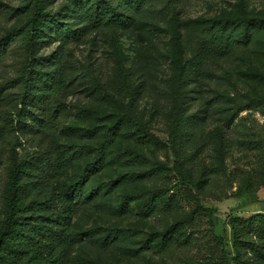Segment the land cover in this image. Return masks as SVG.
<instances>
[{
    "label": "trees",
    "instance_id": "obj_1",
    "mask_svg": "<svg viewBox=\"0 0 264 264\" xmlns=\"http://www.w3.org/2000/svg\"><path fill=\"white\" fill-rule=\"evenodd\" d=\"M33 1L25 23L0 37V63L17 39L24 53L18 81L21 107L16 105L13 114L0 120V147L9 134L15 139L0 194V264H134L143 253L164 256L186 248L192 241L183 226L189 217L166 221L162 229H151L143 236L129 225L104 227L96 221L104 210L120 224L132 216L143 221L175 216L176 197L169 195L164 184H156L157 177L167 178L168 169L186 194L203 193L212 172L188 167L200 150L194 142L195 132L187 130L186 104H181L176 95L190 92V85L200 88L211 74V64L239 57L243 61L247 55L250 67L240 72V79L253 87L254 98L245 97L247 104L254 99L256 104H244L238 113L253 111L264 117V11L249 14L242 5L216 20L193 24L186 36L179 28V12L173 14L169 21L174 66L172 123L164 143L173 160L170 167L164 163L147 167L137 150L149 148L147 145L154 142L158 153L163 143L134 109L138 90L131 81L134 73L125 67L127 57L118 38L144 26L140 13L148 0H63L60 10H52V0ZM159 1L170 8L182 0ZM99 30L111 35L117 66L105 82H91V90L101 95L99 101H105L112 114L100 126L89 124V128L81 129L75 124L62 125L57 132L67 95L64 54L60 49L46 58L42 46L58 41L64 48ZM78 117H82L81 112ZM79 132L83 138L75 135ZM28 135L38 140L39 149L19 154V137ZM208 138L219 154L231 150L222 127L215 126ZM123 143L131 145L123 147ZM241 143L254 142L243 138ZM262 186L264 176L248 173L235 197L253 194ZM223 227L230 228V250L224 244L218 261L202 264H264V212L248 218L228 216ZM214 234L213 240L221 245L224 238ZM185 264L199 263L189 259Z\"/></svg>",
    "mask_w": 264,
    "mask_h": 264
},
{
    "label": "rangeland",
    "instance_id": "obj_2",
    "mask_svg": "<svg viewBox=\"0 0 264 264\" xmlns=\"http://www.w3.org/2000/svg\"><path fill=\"white\" fill-rule=\"evenodd\" d=\"M52 2V10H60L64 1ZM33 3V0H0V37L8 30L18 29L25 23ZM146 3L140 13L144 26L138 30L131 29L118 39L127 57L125 67L134 73L131 81L138 90L134 109L142 115V122L148 130L163 143L157 150L158 153L154 151V142L147 145L149 148L138 149L139 159L147 167L153 163H164L170 167L173 157L164 143L167 129L172 123L170 115L173 108L171 79L174 66L170 59L173 40L169 28L171 17L179 12V28L183 32L182 36H186L193 24L216 20L220 15L242 5L249 14H263L264 0H182L170 8H165L159 0H148ZM147 5H150L148 10ZM20 42L17 39L9 45L0 63V120L8 118V113L13 114L16 105L17 108L21 107L22 93L18 81L24 65V53ZM60 49L65 60L67 95L62 105L64 113L56 125V131L60 132L62 125L75 124L86 129L89 124H104L109 120L107 118L112 111L106 107L105 101H99L101 95L93 94L91 82H105L116 69L111 35L106 30H99L88 34L79 43H71L64 48H61L58 41H48L41 51L46 58H51ZM246 56L243 61L239 57L211 64V74L200 88L190 85L187 89L190 92L176 95L181 104H186L187 130L195 132L194 142L196 141L198 147L196 149L200 150V155L194 162L188 163V167L192 166L196 171L207 168L212 172L203 193H194L192 196L186 194L176 175L168 169L165 170L167 178L157 177L156 184H164L169 189V195L176 197L175 216L162 221L155 216L149 221L132 216L120 224L119 220L109 218L107 210L99 215L96 221L99 226L107 227L112 224L120 228L129 225L140 236L151 229H162L166 221L189 217L183 226L184 232L192 237V241L186 248L176 249L164 256H151L152 252L143 253L134 264H185L189 259L199 264L206 260L218 261L224 244L230 250V228L223 227L228 216L248 218L264 212V186L253 194L235 197V192L246 174L264 176V117L253 111L238 113V108H243L244 104H256V99L247 104L245 97L254 98L253 87L247 86L240 79V72L250 67V59ZM127 101L126 98L124 102ZM80 112L82 117H78ZM91 113L95 114L91 116ZM215 126L222 127L225 139H229L231 150L227 154L222 151L219 154L208 138ZM75 135L83 138L81 132ZM243 138L246 142L254 143L242 145ZM86 140L82 139L81 142ZM14 141L13 135L9 134L0 147V194L5 182L7 156ZM19 142L21 145L16 148L19 154L39 149L38 140L29 135L19 137ZM127 145L131 143L122 144L123 147ZM255 146H259V149H254ZM188 150L193 152L194 149ZM96 207H99L98 203ZM94 210L99 212L95 207ZM214 233L224 238L221 245L213 240Z\"/></svg>",
    "mask_w": 264,
    "mask_h": 264
}]
</instances>
